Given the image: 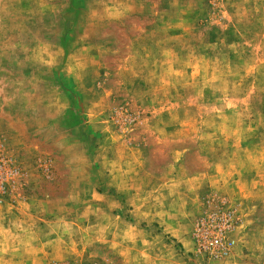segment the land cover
<instances>
[{"label":"rangeland","instance_id":"obj_1","mask_svg":"<svg viewBox=\"0 0 264 264\" xmlns=\"http://www.w3.org/2000/svg\"><path fill=\"white\" fill-rule=\"evenodd\" d=\"M210 164L253 196L149 179ZM262 206L264 0H0V264H264Z\"/></svg>","mask_w":264,"mask_h":264},{"label":"crops","instance_id":"obj_2","mask_svg":"<svg viewBox=\"0 0 264 264\" xmlns=\"http://www.w3.org/2000/svg\"><path fill=\"white\" fill-rule=\"evenodd\" d=\"M179 153V152H177ZM177 156H180V154H177ZM137 158H139L137 156ZM127 158H125L126 160ZM122 161V159H121ZM129 166L130 163L128 162ZM138 164V161H137ZM116 165V164H115ZM125 165V164H124ZM133 167L136 166L135 163H133L132 165ZM131 166V167H132ZM137 168L140 167V164L136 166ZM135 167V169H136ZM217 169L218 166L217 164H210L208 166V169L205 172H197L193 175L187 176V178H185V180L182 181H178V180H174V179H167L165 181H162L160 178L155 179L156 177H153L152 175H149V179L150 181H155V182H159V184L157 185V189L158 190H162L165 192L171 191L172 187L177 186V189H175V193L178 194L182 193V186L181 183H187V184H192L191 186V191H189L192 195H198V197L200 196V194H204L206 192H217L219 190H222L223 188H226L231 194L237 195L239 194V196H241L242 198L245 199H249L253 196V193L250 192V190H248V188L246 189H242L241 187H239V182L237 180L238 175L234 177L235 174H232L233 177L231 179L228 178L227 182H225L224 186H218L219 185V181L217 180ZM232 169L234 170V167H232ZM134 170V169H133ZM116 172V170H115ZM115 174V173H114ZM112 175V179L115 180V182L118 183V185H114V193H118L120 194L121 198L124 200H129L132 196H134L135 194H137V192L135 193L136 188H134L132 185L133 180L136 179V177L134 175H132V173H127V175H125V171L123 170L122 173L120 175L116 174V175ZM135 175L137 173H134ZM144 176V175H143ZM111 176H109V180ZM236 178V179H235ZM160 179V180H159ZM225 190V189H223ZM226 190V191H227ZM183 191H185L183 189ZM178 199H180L177 196ZM133 199V198H131ZM135 199V198H134ZM129 206H132L130 203H128ZM185 203H181L180 200L174 202V200H172L171 203L166 202L165 204H162V211L163 213L160 214L158 213V218L156 220H153L154 223L158 224L159 228H162L161 232V239L164 241V244H162L163 249L165 252L171 251L170 249V244L169 243H175L176 245L180 246L181 249H183V251H189L192 248V243L190 240V231H186L183 232L180 230V225L178 224H172L169 221L165 220V217L163 218L162 216H166L171 214H174L173 212L177 209L178 213L177 215L180 216L184 215L185 212L182 211V208L184 207ZM176 206V207H175ZM262 211L264 210V206L261 207ZM186 210V209H185ZM132 211V210H131ZM182 211V212H180ZM250 212H247V214ZM249 215V214H248ZM169 217V216H167ZM256 220V219H254ZM147 223H149L148 221H146ZM262 222V221H260ZM134 224H137V222H135ZM132 225V224H131ZM130 231V230H129ZM145 238V240H144ZM141 237V241H138L137 239H135L134 237H132V235L129 234L128 238H123L122 236H120V240L123 242H128L130 241L132 245H136L139 244L138 246V252L136 255L131 256L127 255V252H123V250H121L120 252H117L119 254V256L122 258L124 264H140L142 262L141 258L138 259L137 257L139 256H143V251L145 252V258H150L151 255H153L154 253V241L157 238L156 236L153 235H146L145 237ZM158 240V238H157ZM145 246L144 249L142 250V252L139 250L140 247ZM171 247L174 246L171 245ZM127 257H129V259H126ZM145 263H147V261L145 260Z\"/></svg>","mask_w":264,"mask_h":264}]
</instances>
